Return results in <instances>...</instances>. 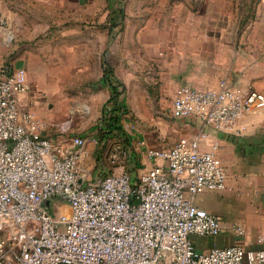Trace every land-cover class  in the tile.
<instances>
[{
	"label": "built area",
	"instance_id": "1",
	"mask_svg": "<svg viewBox=\"0 0 264 264\" xmlns=\"http://www.w3.org/2000/svg\"><path fill=\"white\" fill-rule=\"evenodd\" d=\"M28 91L24 67L1 71L0 264H264V249L199 252L192 242L224 234L220 219L195 204L226 186L219 144L206 130L235 133L242 117L264 108V94L226 80L216 88L180 86L171 115L197 119L200 132L148 149L156 164L137 177L120 166L93 182L81 165L88 140L56 145L45 134L49 124L20 108ZM257 240L264 243V233Z\"/></svg>",
	"mask_w": 264,
	"mask_h": 264
},
{
	"label": "rangeland",
	"instance_id": "2",
	"mask_svg": "<svg viewBox=\"0 0 264 264\" xmlns=\"http://www.w3.org/2000/svg\"><path fill=\"white\" fill-rule=\"evenodd\" d=\"M12 2L14 5L19 4L16 6L19 9L33 5L28 4L27 0ZM49 2V10L53 17L50 24L42 22L38 27L14 25L12 28L0 25V73L24 67L28 75V93L45 112L53 113V117L47 118L51 122L41 117L49 124V129L61 128L70 135L88 138L96 135L94 129L98 116L90 106L92 102L88 99V85L98 78L100 70L97 60L105 52L108 37L114 35V40L119 41L121 58L120 62L114 61V64L120 72L121 79L126 82L124 94L130 123L124 124V127L135 133L133 139L129 140L130 152L145 146L144 141L141 142L142 139L137 138L140 136L139 133L159 130L160 127L168 133L165 134L164 144L185 137L181 132L183 121L171 117L172 96L169 76L162 66L159 67V61L166 55L161 50L165 34L164 32L162 34V29L158 27L164 17L161 4L178 6L181 18H184V26L189 31L197 29L205 31L208 29V21L211 22L213 19L215 25L213 27L209 25V29H215L217 34L254 35L251 26L254 13L247 10L243 0H220L210 8L205 4L203 6V3L197 6L191 0H176L173 3L169 0H49ZM116 8L119 9V24L112 33V18L117 20ZM172 10L176 13L175 9ZM0 13L3 16L8 14L2 10ZM145 23L149 24L146 29ZM135 24L137 27H134ZM129 37L139 38L142 44L135 46L129 44L127 40ZM147 38L149 43L144 44L143 41ZM115 57L110 44L106 50V58L110 65ZM128 58L131 59V65H128ZM133 59H137L135 63ZM42 63L43 70L39 67ZM40 79L42 83L38 82ZM90 150L91 157L83 167L87 169L91 179L117 172L120 166L125 167L124 169L131 174L128 151L124 149L119 139H109L103 145L91 142ZM204 195L203 193L195 197V204ZM58 212L59 210H56V213ZM220 216L222 222L248 223L239 216L233 203H225ZM192 242L199 252H205L213 246L233 244L234 239L230 236L192 237Z\"/></svg>",
	"mask_w": 264,
	"mask_h": 264
},
{
	"label": "crops",
	"instance_id": "3",
	"mask_svg": "<svg viewBox=\"0 0 264 264\" xmlns=\"http://www.w3.org/2000/svg\"><path fill=\"white\" fill-rule=\"evenodd\" d=\"M27 1L28 4L33 5L30 7L26 5V7L19 9L16 7L19 4L14 5L12 0H0V10L8 13L4 16L0 13V25L4 28H12L14 25L38 27L42 22L47 24L53 22L49 10L50 5H48L49 0ZM169 1L173 3L176 0ZM191 1L197 6L203 3V6L205 4L207 8H210L220 0ZM243 1L247 5V10L254 13L251 20L254 35L251 36L217 34L215 29H209V25L211 27L215 25L213 19L211 22L208 21L207 30L189 31L184 26V18H181L178 6L172 7L168 3L161 4L163 7L161 12L164 13V17L163 22L158 27L162 29V34L163 32L165 34L161 42L164 45L161 50L166 55L159 61V67L162 66L166 71V75L169 76L172 99L180 86L189 85L197 89L216 88L223 80L243 91L254 90L264 94V0H255L254 3L253 0ZM172 9H175L176 13ZM112 12L114 13V9H112ZM115 12L117 20L112 18V33L114 32L113 29L119 24V9L116 8ZM148 26L149 24L145 23L144 28L146 29ZM134 27H137V25L135 24ZM232 27H234V23H232ZM114 39V35L108 37L105 52L97 60L100 71L95 82L88 85V99L92 102L90 106L98 114L96 117V123H98L103 114V107L111 96V90L102 81L103 69L104 65L111 67L113 75L123 84L124 88V92L119 98L122 104V107L118 110L119 125L127 138L132 140L135 133L129 132L124 127V124L130 123L127 117V101L124 94L126 82L121 79L120 72L114 64V61H121L119 41ZM127 40L129 44L134 46L142 44L137 37H129ZM150 41L152 42L151 39ZM143 43H149L148 38ZM110 44L112 54L117 57H115V60L113 59L112 65L109 64L106 58V50ZM134 50H136V47H134ZM137 59L141 61L140 58ZM137 59H133V62L135 63ZM128 62V65H131L130 58H128ZM39 67L43 70V63ZM38 82L42 83V80L40 79ZM19 106L22 110L33 112L47 121H49L47 118L53 117V113L45 112L44 108L40 104L38 105L34 97L28 92L19 98ZM182 121V136L184 134L189 137L195 136L202 129L200 121L193 117ZM94 130H96V135L88 138L75 134L70 135L61 129H48L45 134L56 145L60 146L69 145L68 139L71 136L88 140L81 161V165L85 166L91 157V142H97L98 129L95 128ZM206 132L211 134V137L217 140L219 144L217 155L225 169L226 186L220 193L205 192L204 197L199 198L196 204L199 208L220 219L225 203H233L239 216L248 223L222 222L220 220L224 228V234L221 236L232 237L234 239L233 244H239L246 250L264 249V243H259L257 240L258 236L264 233V108L255 114L242 117L237 122L235 133H219L212 129H207ZM139 134L140 136L137 138L142 139L141 142L144 141L145 146L134 149L135 152L128 151V147H126V151L130 153L128 162L131 164V174L134 177L144 173L156 164L145 156L146 149L167 148L176 141L173 140L172 143L164 144L165 134L168 133L162 127L159 130ZM101 177H94L92 181L95 182ZM233 224L243 228L244 234L241 237L233 234L230 228Z\"/></svg>",
	"mask_w": 264,
	"mask_h": 264
},
{
	"label": "trees",
	"instance_id": "4",
	"mask_svg": "<svg viewBox=\"0 0 264 264\" xmlns=\"http://www.w3.org/2000/svg\"><path fill=\"white\" fill-rule=\"evenodd\" d=\"M102 81L111 90V96L104 105L102 117L96 125L98 129L97 142L103 145L109 139H119L123 143L124 149L127 150L126 147L130 146V139L127 138L118 121V110L122 107L119 98L124 92L123 84L113 75L111 67L107 65H104ZM127 153L130 155L129 152Z\"/></svg>",
	"mask_w": 264,
	"mask_h": 264
},
{
	"label": "water",
	"instance_id": "5",
	"mask_svg": "<svg viewBox=\"0 0 264 264\" xmlns=\"http://www.w3.org/2000/svg\"><path fill=\"white\" fill-rule=\"evenodd\" d=\"M45 204L48 205V202H46Z\"/></svg>",
	"mask_w": 264,
	"mask_h": 264
}]
</instances>
